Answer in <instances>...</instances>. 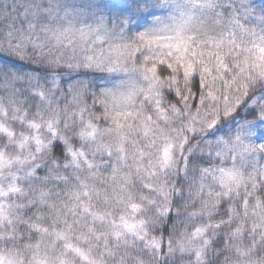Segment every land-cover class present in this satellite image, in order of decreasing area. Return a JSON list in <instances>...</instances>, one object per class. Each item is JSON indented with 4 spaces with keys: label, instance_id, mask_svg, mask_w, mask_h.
<instances>
[{
    "label": "snow or ice",
    "instance_id": "obj_1",
    "mask_svg": "<svg viewBox=\"0 0 264 264\" xmlns=\"http://www.w3.org/2000/svg\"><path fill=\"white\" fill-rule=\"evenodd\" d=\"M0 264H264V0H0Z\"/></svg>",
    "mask_w": 264,
    "mask_h": 264
}]
</instances>
